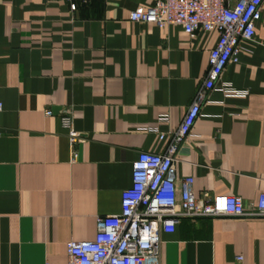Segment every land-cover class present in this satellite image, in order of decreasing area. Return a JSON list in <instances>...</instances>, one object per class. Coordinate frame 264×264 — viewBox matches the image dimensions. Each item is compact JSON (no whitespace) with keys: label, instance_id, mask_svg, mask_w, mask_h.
<instances>
[{"label":"crops","instance_id":"0c3cea01","mask_svg":"<svg viewBox=\"0 0 264 264\" xmlns=\"http://www.w3.org/2000/svg\"><path fill=\"white\" fill-rule=\"evenodd\" d=\"M156 1L0 0V264H66L67 242L94 239L97 217L120 212L139 153L167 151L219 34L130 19ZM262 8L176 161L178 187L192 176L196 194L240 195L247 211L264 192ZM163 240L161 264H264L260 216L184 218Z\"/></svg>","mask_w":264,"mask_h":264},{"label":"built area","instance_id":"2783aa9c","mask_svg":"<svg viewBox=\"0 0 264 264\" xmlns=\"http://www.w3.org/2000/svg\"><path fill=\"white\" fill-rule=\"evenodd\" d=\"M264 0H157L152 6H139L130 19L156 24L159 27L180 26L185 33L217 31L216 45L209 52L207 77L198 90L180 127L173 134L164 153L142 151L132 163V183L121 195L117 214L97 217L96 235L92 240L67 242L66 264H161L163 234L172 233L184 218L222 216L264 217V192L257 197L254 210L247 211L242 196L232 194H196L194 178H185L177 185V154L185 143L202 111V103L230 63H238L241 42L252 40L256 24L262 18ZM71 9L76 3L71 2ZM231 95H244L231 84L223 86ZM3 104L0 102V111ZM52 115V110H46ZM167 120V118H165ZM61 124L68 131L71 160L78 159L74 145L80 134L73 127L72 114L61 115ZM164 138V135H161ZM244 257L237 256L242 264ZM44 264H56L49 261Z\"/></svg>","mask_w":264,"mask_h":264}]
</instances>
